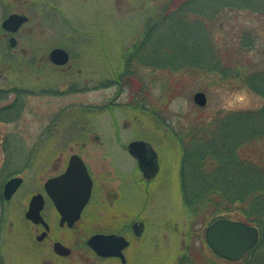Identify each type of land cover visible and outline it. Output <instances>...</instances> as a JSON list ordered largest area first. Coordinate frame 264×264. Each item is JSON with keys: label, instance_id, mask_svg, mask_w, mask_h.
<instances>
[{"label": "rangeland", "instance_id": "374dc122", "mask_svg": "<svg viewBox=\"0 0 264 264\" xmlns=\"http://www.w3.org/2000/svg\"><path fill=\"white\" fill-rule=\"evenodd\" d=\"M165 1L0 0V25L5 15L14 11L30 18L16 33L15 47L10 46L9 37L0 29V89L10 90L7 98L0 99V109L15 99L20 101L13 120H8L6 112L0 118V191L12 176L24 178L11 199L0 195V264H121L113 257H99L86 244L92 233L112 228L116 216L113 196L117 182L111 173L114 168L109 165L115 145L103 149L102 139H97L99 135H114L111 127L114 119L121 129L128 126L120 134L126 138L146 134L157 145L161 159L160 180L154 183L149 197L141 188L137 189L129 206L130 215L145 219L147 224L144 235L133 238L131 248L127 249V264H177L185 245L192 241L191 234L198 241L201 237L206 240L205 230L215 219L206 225L190 223L181 188L182 155L173 141V132L196 119L211 121L216 115L257 108L264 99L235 77L223 79L217 73L203 74L196 70L165 72L146 62L142 53L135 63L138 53L129 61L130 47L143 39L144 23ZM160 32L168 31L164 27ZM168 34H156V44H167ZM221 40L234 46L231 34ZM56 47L70 52L69 68L51 64L49 53ZM125 48L127 53L123 54ZM149 48H155L154 41ZM130 69L138 70L144 79L146 89L141 93H146L148 110L154 105L168 127L153 118L150 111L132 106L134 98L126 84L128 76L119 80ZM14 88L21 89L20 97L11 91ZM197 91L206 93L205 106L194 101ZM111 99L120 106L100 118L93 109ZM147 121L152 128L146 132ZM217 125V142L227 133L235 135L239 131L238 127L231 133L223 118L218 119ZM142 130L145 133L138 132ZM78 137L88 140L84 152L93 161L98 158L104 168L101 172L106 175L108 171L113 179L102 177L106 189L103 204L105 201L106 204L98 209L100 215L102 209L106 214L104 219L93 216L98 209L90 206L72 228H60L55 208L48 205L43 215L50 222L51 231L38 240L42 227L25 218L30 198L60 167H52L50 155L59 153V159H63L66 153L79 147ZM260 148L264 153V144ZM199 181L203 182L201 177ZM190 187L193 186L189 184L187 188ZM234 189L236 186L228 193ZM54 240L63 242L71 253L68 256L55 253Z\"/></svg>", "mask_w": 264, "mask_h": 264}, {"label": "trees", "instance_id": "16d2710c", "mask_svg": "<svg viewBox=\"0 0 264 264\" xmlns=\"http://www.w3.org/2000/svg\"><path fill=\"white\" fill-rule=\"evenodd\" d=\"M160 7L144 23L143 39L130 47L129 61L138 53L135 63L142 53L146 62L165 72L196 70L217 73L223 79L235 77L264 99V0H166ZM164 27L169 41L157 45L156 34L168 33L160 32ZM230 34L234 46L221 40ZM153 41L154 49L149 48ZM140 75L130 69L119 78L121 81L128 76L132 106L150 111L158 122H165L154 105L148 110L146 93H141L146 84ZM9 91L1 88L0 99L7 98ZM11 91L21 96V89ZM18 102L15 99L0 109V118L7 111L8 120H13L19 111ZM219 118L228 122L231 133L239 127L238 133L226 132L217 142ZM173 134L182 155V196L191 225L235 216L260 230L258 244L236 261L219 256L203 237L198 241L193 233L177 264H264V153L260 148L264 144V102L250 110L216 115L211 121L196 119ZM189 184L193 187L187 188ZM234 186L236 189L228 193ZM0 195L4 198L1 191Z\"/></svg>", "mask_w": 264, "mask_h": 264}, {"label": "water", "instance_id": "95a60500", "mask_svg": "<svg viewBox=\"0 0 264 264\" xmlns=\"http://www.w3.org/2000/svg\"><path fill=\"white\" fill-rule=\"evenodd\" d=\"M29 16L23 13H12L2 23L5 29L12 32L17 31L21 25L28 22ZM16 38L11 37L14 45ZM50 59L56 64H66L70 59L69 52L63 47L53 48L49 53ZM194 101L200 105L207 104V95L204 91L194 94ZM130 151L138 158L140 168L147 176H154L159 168L158 155L152 144L144 140H134L129 144ZM75 156L66 171L59 176L47 180L45 188L55 198L57 210L61 215L60 224L66 223L73 227L80 218L84 206L88 202L92 189V179L87 168L80 160L78 166L74 162ZM23 183V177L13 176L4 184V197L10 199ZM55 188L60 192L59 196L53 194ZM44 208V197L41 193L34 194L28 204L25 213L27 219L35 224H43L45 230L37 236L42 240L49 224L45 221L42 210ZM260 237L259 228L241 219L220 217L209 224L205 230V238L210 248L223 258L239 260L248 251L253 249ZM129 240L115 233H95L88 239L89 246L100 256H119L125 260L123 249L129 245ZM54 251L66 256L71 249L60 241L54 243Z\"/></svg>", "mask_w": 264, "mask_h": 264}, {"label": "flooded vegetation", "instance_id": "af4514ba", "mask_svg": "<svg viewBox=\"0 0 264 264\" xmlns=\"http://www.w3.org/2000/svg\"><path fill=\"white\" fill-rule=\"evenodd\" d=\"M12 13H20V12L14 11V12H10L7 15H5V17L1 21V25H0L1 28L0 29L3 31L5 37H9L10 46L15 47L17 45V38L15 36L16 33L19 32L22 29V27H24L29 22L30 18H29L28 22L21 25L17 31L12 32L8 29H5L2 25L3 21ZM12 36H14L16 38L14 45L11 44V37ZM49 59H50V56H49ZM50 62H51V64H53L56 67H66V68L70 67V59L66 64H56V63L52 62L51 59H50ZM101 87H104V85H101ZM117 106H120V105H116L114 103V99L113 100L111 99L108 103L102 102L101 104H98L93 110H96L99 113V116L101 118V117H103V115L106 112H108V113L114 112V110L116 109ZM6 115H7V111H6ZM145 123L146 124H145L144 131L147 132L148 131L147 129L151 130L152 126L147 125L148 121ZM164 123L165 122H162L161 125ZM163 126H167V124H164ZM111 127L114 129V135L112 137H110V136L105 137L103 135L102 136L99 135V136H97V139L98 140L102 139V148L103 149L106 146L108 147L110 144L113 146L115 145L114 150H111L114 152L110 153V157H109L110 164L109 165H111L114 168V171H111V173L114 174V177H113L114 181L117 182L116 189L114 191V196H113V206H114V209L116 212V216L114 218L112 228L92 233L86 239V244L88 245V239L95 233H115L118 235H122L126 239H128L130 242L129 245H127L123 249V253L125 255V260H123L119 256H110V257L117 259L118 261H120L121 264H127L129 258H128V253L126 251H127V249L129 250V248H131L133 238H141L144 235V233L146 232V224H147L145 219H143L141 217L138 218L134 214L130 215L131 210L129 209V206L132 203V201H134V199H135L136 192L138 191L137 189L141 188L142 192L147 193L146 194V196H147L148 193L150 195V190H152L153 185H155L154 183L159 182L160 175H161L160 174L161 173L160 172L161 171V161H160L161 159H160L159 149H158L157 145L155 143H153L152 141L148 140L146 134L138 135L134 138H129V137L126 138V136L120 135V134L125 129L127 130L128 126L124 125V128L121 129L119 127V122L116 121L115 119L112 120V126ZM135 130H136V128H135ZM101 131L103 132L104 130H101ZM144 131L142 130V131H138V132L145 133ZM77 139L79 141L81 140L79 142V147L75 151H70L69 153H66L67 155L66 156L64 155L63 159H61V160L59 159V157H60L59 153H52V154L50 153L51 155H50V161L49 162L51 163L52 167L53 168L54 167L58 168L59 166L60 167L57 169V171L52 173L45 180V182L40 186V188L36 191V193H34V194L41 193L44 197V208L42 210V215H43V211H44L46 206L51 205L55 208V210L57 212V217H58L57 220L59 222L60 228H62L64 226H67V227H69V226L66 223H64L63 225L60 224L61 215L57 210L55 198L47 192V190L45 188V184L49 178L56 177V176H59L60 174L64 173L66 171V169L69 167V165L71 164V160H72L73 156H75L74 162L78 166L80 165V160L83 162V164L87 168L88 173L92 179V189H91L90 198H89L88 202L86 203V205L84 206V209L82 210L80 218L75 222V224L82 219L83 214L85 213L86 209L89 208L90 206L96 207L97 209L104 207V204H106V201L103 204L104 192L106 191L105 185L103 183L104 178L107 176L110 181H113V179H112V177L108 171H105L106 175L101 172L102 170H104V168L101 166V163H100V161H98V158H96L97 161H93V158L89 157L84 152L85 145H86L88 140H86L85 137H78ZM111 139H113V142L111 141ZM134 140L147 141V142L151 143L153 148L155 149V151L158 155L159 168H158V171L156 172V174L154 176L149 177L145 174V172L140 168L138 158L130 151L129 144ZM100 147H101V145H100ZM98 153H100V152H98ZM97 176L99 178H97ZM102 177H104V178H102ZM52 191H53V194L55 196H59L60 192H61V191L57 192L55 190V188H53ZM149 195H148V197H149ZM148 197H147V199H148ZM125 208H126V210H125ZM94 213L95 214H93V216L98 215V218L103 217V219H104V214H106V212L103 209H102L103 215H100L101 214L100 209H98L97 213L96 212H94ZM106 216L107 215H105V217ZM43 217H44V215H43ZM95 218H97V216L92 217L89 220H93ZM44 219L50 226L49 229L47 230L46 235H45V237H46L49 235V232L51 231V225H50V222L45 217H44ZM36 225L41 226L43 231L45 230V227L43 224H36ZM69 228H72V227H69ZM55 242H56V240H54V243ZM54 243H53V248H54ZM90 249L93 251V253L95 252L92 248H90ZM66 256H68V255H66ZM99 257L104 258L102 256H99ZM105 258H109V257H105Z\"/></svg>", "mask_w": 264, "mask_h": 264}, {"label": "bare ground", "instance_id": "6f19581e", "mask_svg": "<svg viewBox=\"0 0 264 264\" xmlns=\"http://www.w3.org/2000/svg\"><path fill=\"white\" fill-rule=\"evenodd\" d=\"M134 44V43H133ZM133 46V45H132ZM131 46V47H132ZM127 47V46H126ZM68 51V50H67ZM69 52V51H68ZM125 53H127V48H125V50H124V52H123V54H125ZM69 54H70V52H69Z\"/></svg>", "mask_w": 264, "mask_h": 264}]
</instances>
